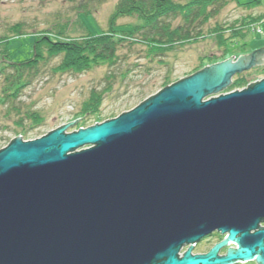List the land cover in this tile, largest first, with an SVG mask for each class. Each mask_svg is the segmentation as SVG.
Wrapping results in <instances>:
<instances>
[{"label": "water", "instance_id": "obj_1", "mask_svg": "<svg viewBox=\"0 0 264 264\" xmlns=\"http://www.w3.org/2000/svg\"><path fill=\"white\" fill-rule=\"evenodd\" d=\"M232 57L110 120L1 148L0 264H264V229L249 233L264 218V78L221 93L264 47ZM214 231L236 248L178 256Z\"/></svg>", "mask_w": 264, "mask_h": 264}, {"label": "rangeland", "instance_id": "obj_2", "mask_svg": "<svg viewBox=\"0 0 264 264\" xmlns=\"http://www.w3.org/2000/svg\"><path fill=\"white\" fill-rule=\"evenodd\" d=\"M118 1L0 0V37H11L13 34L9 30L17 23L23 24L25 33L24 36L9 40L6 44L8 54L4 51L3 44H0V57L16 64L30 58L35 35L51 34L61 40L82 38L89 35V32L90 35L108 33L109 21ZM173 1L183 4L190 0ZM258 16L262 19L254 23L246 21L245 26L240 25L242 19ZM140 22L136 16H127L117 18L114 26L136 25ZM178 22L179 19H176L172 25ZM234 23H236L235 26H242L243 36L235 38L231 36L229 26ZM215 27H222V35L227 38L226 45L230 48L229 55L224 60L233 56L231 60L234 62L239 55H248L264 47V36L259 33L260 29L264 32V0H261L259 6L253 8H244L226 0L217 13L199 28L204 38L184 45H175L169 50H164L163 54L150 56L143 45L127 46L125 44L118 50L120 61L116 67L109 68L101 64L82 74L52 75L49 67L59 61V57L54 58L43 75L21 92L19 101L16 103L20 111H11L10 107L0 104V149L15 136L21 135L20 138L25 141L33 140L77 118L79 119L73 124L66 126V133L103 122L100 118L92 120L89 114H80L76 117L82 102L88 97L92 88L100 90L106 86L110 87V91L103 96L99 110L102 119L110 113H113L115 118L161 90L165 76L175 82L196 72L192 71L201 64L204 68L224 61L222 55L226 47L221 45L215 33H212ZM209 57H214L217 61L210 62ZM263 66L264 64L257 65L236 74L231 78V82L243 76L246 85L254 83L264 78V72L261 69ZM126 69L128 74L122 79L120 74ZM108 73L113 76L109 83L105 80ZM243 88L245 87L234 90ZM226 91L225 88L221 93H227ZM27 111L37 112L43 119L42 123L35 125L31 120L26 119L24 116ZM20 118L23 119L25 131L23 133H21L23 129L15 123Z\"/></svg>", "mask_w": 264, "mask_h": 264}, {"label": "trees", "instance_id": "obj_3", "mask_svg": "<svg viewBox=\"0 0 264 264\" xmlns=\"http://www.w3.org/2000/svg\"><path fill=\"white\" fill-rule=\"evenodd\" d=\"M230 1L244 8H253L261 3V0ZM225 2L226 0H190L181 4L173 0H119L110 18L108 33L90 35L89 32V35L82 38L61 40L51 34L35 35L30 58L16 64L7 63L3 57H0V60L3 61L0 62V104L10 107L11 111H20L16 103L19 101L21 92L38 80L50 62L57 57H59L58 63L49 67L50 74L71 73L76 75L88 72L101 64L107 65L109 68L116 67L120 61L118 50L125 44L127 46L143 45L147 54L154 56L163 54L164 50H169L175 45L196 42L204 38L199 28L214 16ZM127 16H136L141 22L123 27L114 26V21L117 18ZM176 19H179L178 24L172 25ZM260 19H262L261 16L245 18L242 19L240 25L245 26L246 21L254 23ZM235 25L236 23L229 26L231 36L233 38L243 36L242 26ZM221 30H223L222 27H215L212 33H215L218 42L226 47L222 55V60H224L229 55L230 48L226 45L227 38L223 37ZM9 32L13 34L11 37H0V44H3V49L7 54L6 44L9 40L25 35L22 23L12 25ZM208 61L216 62L217 60L214 57H209ZM203 66V64L199 65L192 72L199 71ZM261 69L264 72V66ZM127 74L128 70L126 69L120 75L123 79ZM112 77L111 74H106V82L109 83ZM172 82L170 77L165 76L161 90ZM247 85L245 78L239 76L230 83L226 92ZM108 91H110L109 86L100 90L92 88L88 97L82 102L76 117L80 114H89L92 120L100 118L101 121L114 118L113 113H110L102 119L99 110L103 96ZM25 113L24 117L31 120L33 124L42 123L43 119L37 112L27 111ZM15 123L23 129L22 118ZM23 132H25L24 129L21 133Z\"/></svg>", "mask_w": 264, "mask_h": 264}, {"label": "flooded vegetation", "instance_id": "obj_4", "mask_svg": "<svg viewBox=\"0 0 264 264\" xmlns=\"http://www.w3.org/2000/svg\"><path fill=\"white\" fill-rule=\"evenodd\" d=\"M264 229V218H262L258 224H257V228L255 230H251L249 233L253 234L254 232ZM223 245H221L217 251H216V257H225L228 253V251L230 249H235L236 248V244L234 241H231L228 238V234L224 233L222 234L219 231H214L211 234L204 236L203 238H201L200 240H198L197 242L190 244V245H183L179 252H178V256H182L187 250L190 249V254L192 256L194 255H206L207 253H209L211 251V249H213L216 245L223 243ZM263 244H264V238H263ZM229 264H262L261 262H258L256 260V258H252L250 260H246V261H235Z\"/></svg>", "mask_w": 264, "mask_h": 264}, {"label": "built area", "instance_id": "obj_5", "mask_svg": "<svg viewBox=\"0 0 264 264\" xmlns=\"http://www.w3.org/2000/svg\"><path fill=\"white\" fill-rule=\"evenodd\" d=\"M259 33L264 36V32L261 29L259 30Z\"/></svg>", "mask_w": 264, "mask_h": 264}, {"label": "bare ground", "instance_id": "obj_6", "mask_svg": "<svg viewBox=\"0 0 264 264\" xmlns=\"http://www.w3.org/2000/svg\"><path fill=\"white\" fill-rule=\"evenodd\" d=\"M255 83V82H254Z\"/></svg>", "mask_w": 264, "mask_h": 264}]
</instances>
